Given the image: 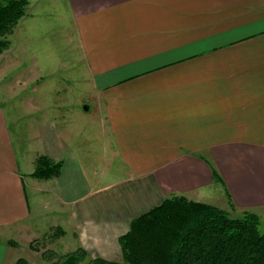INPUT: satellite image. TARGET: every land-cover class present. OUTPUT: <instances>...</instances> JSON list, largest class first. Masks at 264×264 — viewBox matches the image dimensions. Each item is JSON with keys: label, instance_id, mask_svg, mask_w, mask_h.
Instances as JSON below:
<instances>
[{"label": "crops", "instance_id": "obj_1", "mask_svg": "<svg viewBox=\"0 0 264 264\" xmlns=\"http://www.w3.org/2000/svg\"><path fill=\"white\" fill-rule=\"evenodd\" d=\"M7 38L0 264H45L28 245L56 227L63 254L121 261L175 195L264 221V0H27ZM38 155L56 176L30 175Z\"/></svg>", "mask_w": 264, "mask_h": 264}, {"label": "trees", "instance_id": "obj_2", "mask_svg": "<svg viewBox=\"0 0 264 264\" xmlns=\"http://www.w3.org/2000/svg\"><path fill=\"white\" fill-rule=\"evenodd\" d=\"M26 5L27 0H0V52L8 47L6 36L25 15ZM60 168V161L38 155L30 175L47 179ZM211 170L213 180L220 181L214 167ZM259 223L254 212L234 216L209 203L170 196L130 222L128 231L118 239L121 261L88 258L79 247L56 264H264V233L259 231ZM56 232L62 229L56 227ZM15 264L28 263L18 258Z\"/></svg>", "mask_w": 264, "mask_h": 264}, {"label": "rangeland", "instance_id": "obj_3", "mask_svg": "<svg viewBox=\"0 0 264 264\" xmlns=\"http://www.w3.org/2000/svg\"><path fill=\"white\" fill-rule=\"evenodd\" d=\"M8 35L6 36V38L8 37ZM49 83H51V84L49 85L48 88L52 89L53 84H54V80L49 79ZM48 94H54V93L49 91ZM19 115H20V117L15 119V123L11 126V128L13 130H22V132H24L23 130H25L27 127L26 124H27L28 119L23 116V112L21 109H20ZM20 135H21V140H23V141H21V148L26 149V150L29 149L30 144L27 143L29 141L27 139V136H30V135L27 133H22ZM14 138H15V140H17L19 142V136L18 135H14ZM225 211H227V210H225ZM227 212L232 214L229 211H227ZM258 229L260 232L264 233V221L259 223ZM54 236H56L55 233H53V234L52 233H46L45 235H43L42 239L32 240L30 242V244H32L31 247L28 245L29 248L31 249V251H33L34 253L36 252L35 254L38 257V259L43 261V263H45V264H56L57 261L60 260L64 255L62 253L64 251L57 250V249H55V247H53L52 242H53ZM85 263H86V261H82L80 264H85Z\"/></svg>", "mask_w": 264, "mask_h": 264}]
</instances>
